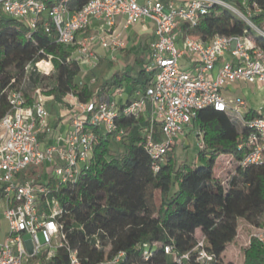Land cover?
Here are the masks:
<instances>
[{
	"label": "built area",
	"instance_id": "obj_1",
	"mask_svg": "<svg viewBox=\"0 0 264 264\" xmlns=\"http://www.w3.org/2000/svg\"><path fill=\"white\" fill-rule=\"evenodd\" d=\"M70 1L0 0V15L22 21L30 35L42 22L56 43L70 51L64 59L48 54L29 62L23 79H12L1 92L7 109L0 115V233L2 222L6 223L0 238V264H49L60 249L66 253V264H82L62 230V207L54 191L76 182L89 167L96 128L117 142L122 140L119 116L136 121L144 117L139 131L153 172L166 162L185 129L193 128L198 111L206 108L226 113L240 135L247 130L238 144L244 153L236 168L264 161V97L259 106L252 107L243 96L228 93V87L235 84H255L264 91V48L251 34L264 36L252 21L263 12L256 0H88L79 9L71 8ZM214 6L242 19L247 25L243 34L216 35L209 40L190 34L199 17ZM137 24L151 27L143 69L150 76L147 87L122 102L123 88L99 95L96 90L86 101L68 93L69 106L60 111L62 119L52 123L43 81L55 72L53 58L95 66L100 60L97 49H101L115 61L117 53L128 48V29ZM26 82L33 86L28 96L24 94ZM95 82L92 77L90 84ZM196 135L201 148L202 132L197 130ZM252 237L264 246V223ZM88 240L106 252L110 248L103 247L97 234ZM206 244V235L198 229L187 250L179 251L173 243H144L141 260L128 264H154L158 249L167 257L164 264H217L218 255ZM126 257L120 250L97 264H121Z\"/></svg>",
	"mask_w": 264,
	"mask_h": 264
},
{
	"label": "trees",
	"instance_id": "obj_2",
	"mask_svg": "<svg viewBox=\"0 0 264 264\" xmlns=\"http://www.w3.org/2000/svg\"><path fill=\"white\" fill-rule=\"evenodd\" d=\"M87 1L71 0L69 4L79 9ZM256 1L263 12L253 16L252 21L264 31V0ZM246 28L245 22L229 9L214 6L199 17L189 33L209 40L216 35H241ZM251 34L264 48V36L255 31ZM69 52L68 47L56 43L53 32L48 33L42 22L30 35L25 23L1 14L0 115L7 109L2 90L12 79L16 82L23 79L29 62L48 54L64 59ZM142 61V58L135 59L136 63ZM53 62L54 86L45 94L52 95L55 102H61L68 93H73L80 101L94 95L96 90H91L88 84L80 87L75 82L80 65L55 58ZM149 82L150 76L143 69L137 76L117 71L102 80L97 94L129 86V95H132L137 90L143 91ZM32 88L31 83L26 82L25 96ZM149 113L148 105L146 114ZM117 123L124 129L122 140L117 142L96 128L91 164L76 182L54 191L62 207L59 217L62 230L69 245L77 250L82 264H97L120 250L127 254L121 264L136 263L141 260L143 244L154 241L173 243L179 251H184L191 247L198 229L207 237V248L218 255L217 264H224L223 252L237 235L238 220L259 225L264 218V161L260 165L235 167L244 153L238 149V144L247 130L240 135L237 125L224 112L213 108L200 110L193 119V128L202 132L204 144L197 154V162L178 163L169 151L160 170L153 172L139 131L144 117L136 121L119 116ZM155 136L159 137L157 133ZM110 139L120 144L121 150H111ZM220 156L228 157L234 164L224 180L216 177L214 170ZM94 234L103 247H110L107 252L89 242L88 237ZM166 259L158 249V257L152 261L164 264ZM66 262V253L60 249L49 264ZM244 264H264V246L254 238L245 249Z\"/></svg>",
	"mask_w": 264,
	"mask_h": 264
},
{
	"label": "rangeland",
	"instance_id": "obj_3",
	"mask_svg": "<svg viewBox=\"0 0 264 264\" xmlns=\"http://www.w3.org/2000/svg\"><path fill=\"white\" fill-rule=\"evenodd\" d=\"M147 26H149L147 24ZM128 39H127V47L128 49L125 50L124 54L129 55L127 58V62L130 64L128 65L127 69L128 72L132 76H137L139 70L144 69L145 63L148 61L149 51L147 48V44L151 40L149 35L151 36V27H148L145 30H141L138 28L134 30L129 28L127 31ZM146 44V45H145ZM101 49H97V55L99 59L101 58ZM121 54V53H119ZM119 60H124L126 58L119 57L116 55ZM136 58H142V62H135ZM118 59L115 61L108 62L106 67V61L99 60L98 64L92 66L90 63H83L81 65V69L79 74L75 78V82H82L84 84H88L89 88L93 91L97 90L101 85L102 79H105V76L108 75L110 69L114 67L117 69L119 67ZM125 62V63H127ZM92 77L96 78V82L94 84H90V80ZM45 92L49 91L54 86V73L43 81ZM245 87L255 89L258 91L257 95L254 97L253 101L251 102L255 107L259 106L260 98L264 95V91H260L256 88L255 84H246ZM229 94L234 95L235 92L231 91ZM50 97L46 103L47 109L49 114L55 118V107H60L59 113L57 116H60V111L64 108L69 106V101L71 99L70 96H65L61 102H55L53 100L52 95H47ZM54 108V109H53ZM62 118L58 117L56 122L61 120ZM196 127L193 129H185L184 133L176 139V143L173 148H170V152L176 158L178 163H186V164H193L197 162V154L200 150V140L196 135ZM109 148L111 150L120 149L121 145L117 144L113 139H110ZM234 168L233 160H230L228 157L220 156L217 158V162L215 165V174L216 177L218 176L220 180H224L227 177L228 173H231ZM264 223V218L261 219L259 225H252L243 219L238 220V229L237 235L232 242H230L225 251L223 252V262L224 264H244V252L245 249L250 247L251 240L253 239L252 234L256 228L260 227ZM6 231V223L5 221L2 222V232L0 233V238L3 237L4 232Z\"/></svg>",
	"mask_w": 264,
	"mask_h": 264
},
{
	"label": "crops",
	"instance_id": "obj_4",
	"mask_svg": "<svg viewBox=\"0 0 264 264\" xmlns=\"http://www.w3.org/2000/svg\"><path fill=\"white\" fill-rule=\"evenodd\" d=\"M138 28L140 29V31L141 30H145V28L143 27L142 24H137V25H135V26L132 27V29H134V30H137ZM149 37H151V36L149 35ZM124 51H122V52H124ZM122 52H119L121 54L117 53V55L119 57H122V58H126V57H128L130 55L129 54V55L126 56V54H124ZM107 55H108L107 52L104 51V50H102L101 58L100 59L102 61H106V67L108 65V62H110V60L108 59ZM127 61H128L127 58L124 59V60H122V61L118 59V62H119L118 65H119V67L117 69H115L114 67H112L110 69L108 75L105 76V79L108 78V77H110L113 72H117V71H128L127 67H128V65L130 63L127 62ZM125 62H127V63H125ZM105 79H102V80H105ZM123 89H124V93H123L122 97L119 99L120 102H122L124 99H127V98H129L131 96V94L129 95V86H125ZM97 91H101L100 88H98ZM112 91H113V89H109L107 92L102 93V94L111 93ZM231 91L235 92V94H238L240 96H243L244 98L247 99V101L250 103V105L252 107H255L251 102L253 101L254 97L257 95L258 91H256L254 88L251 89V88L245 87L243 84H235V85H232V86L228 87V93L231 92ZM263 97H264V95L261 96V98L259 100L260 102L263 99ZM59 110H60V107H55V118L52 116V114L50 115V121L52 123H54V124L56 123V119L59 117V116H57L58 113H59Z\"/></svg>",
	"mask_w": 264,
	"mask_h": 264
},
{
	"label": "bare ground",
	"instance_id": "obj_5",
	"mask_svg": "<svg viewBox=\"0 0 264 264\" xmlns=\"http://www.w3.org/2000/svg\"><path fill=\"white\" fill-rule=\"evenodd\" d=\"M37 70H38L37 67H34L33 72L36 73ZM35 82H36V84H38V79H35Z\"/></svg>",
	"mask_w": 264,
	"mask_h": 264
}]
</instances>
